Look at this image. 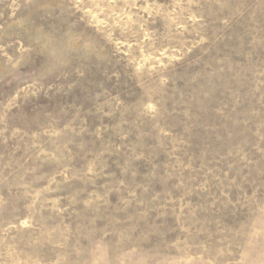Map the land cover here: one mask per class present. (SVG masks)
I'll return each instance as SVG.
<instances>
[{
    "label": "rangeland",
    "instance_id": "rangeland-1",
    "mask_svg": "<svg viewBox=\"0 0 264 264\" xmlns=\"http://www.w3.org/2000/svg\"><path fill=\"white\" fill-rule=\"evenodd\" d=\"M0 264H264V0H0Z\"/></svg>",
    "mask_w": 264,
    "mask_h": 264
}]
</instances>
